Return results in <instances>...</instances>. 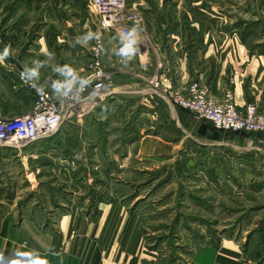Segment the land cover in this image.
Wrapping results in <instances>:
<instances>
[{"label":"crops","instance_id":"obj_1","mask_svg":"<svg viewBox=\"0 0 264 264\" xmlns=\"http://www.w3.org/2000/svg\"><path fill=\"white\" fill-rule=\"evenodd\" d=\"M127 1L144 15L138 53L131 57L119 54L124 44L118 34L100 29L91 0H0V55L8 49L0 61V117L23 116L33 109L34 97L22 85L21 72L34 69L37 74L30 79L55 97L63 89L57 92L53 84L67 79L57 69L74 70L73 86L90 78L92 49L100 37L105 46L102 65L113 78L108 94L97 98L84 118L74 117L80 123L69 120L56 136L37 146L53 147L72 139L85 144L82 134L90 126L100 129V124L98 137L106 138L112 158L116 157L111 144L117 149L127 146L122 160L177 156L184 144L189 154L200 139L202 145L232 143L230 132L172 104L164 90L185 91L197 81L215 100H222L230 89L239 108L255 103L264 110V39H259L264 16L242 0ZM229 2L235 18L227 11ZM155 73L161 79L159 88L151 82ZM235 134L236 141L252 143L242 133ZM259 137L264 139V134ZM101 142L95 145L96 155ZM257 154L252 148L227 157L249 160ZM111 197L72 202L48 216L18 217L0 206V264L15 259L22 264H159L164 256L148 242L143 214ZM245 240L234 234L200 244L181 264H247L251 260Z\"/></svg>","mask_w":264,"mask_h":264},{"label":"rangeland","instance_id":"obj_2","mask_svg":"<svg viewBox=\"0 0 264 264\" xmlns=\"http://www.w3.org/2000/svg\"><path fill=\"white\" fill-rule=\"evenodd\" d=\"M242 1L250 9L259 11L260 18L264 16V0ZM228 4L227 11L233 18L237 17L233 4ZM259 39H264V30L260 31ZM107 75L109 89L113 78ZM107 94L100 97L105 98ZM87 111L72 115V119L67 116L61 126L71 121L80 123L78 119L88 115ZM104 117L110 120L109 113H104ZM111 120L116 118L111 116ZM103 123L108 125V121ZM100 126L101 129L103 125ZM100 129L90 126L88 133L82 134L85 144L72 139L74 144L62 141L53 147L19 144L15 148H0V157L7 158L0 161L2 211L13 210L18 217L48 216L72 202L88 204L112 198L114 194L113 198L124 200L143 214L148 242L164 256L159 264H181L191 248L234 234L241 239L246 237L244 248L249 253L247 260L252 261L247 264H264V139L259 137L261 134L242 133L252 141L246 145L236 141L235 133H228L233 136L230 140H234L229 145H202L200 139L194 148H189V154L188 145L184 144L177 156L140 161L134 156L122 160L127 146L117 149L114 144L111 152L116 158H112L106 138L98 137ZM99 140L102 142L96 155L94 148ZM252 148L259 153L257 159L227 157L234 152L249 153ZM241 167L247 170L241 172Z\"/></svg>","mask_w":264,"mask_h":264},{"label":"built area","instance_id":"obj_3","mask_svg":"<svg viewBox=\"0 0 264 264\" xmlns=\"http://www.w3.org/2000/svg\"><path fill=\"white\" fill-rule=\"evenodd\" d=\"M91 3L100 29L118 34L123 44L125 37L135 29L134 47L137 49L140 27L144 23L142 12L132 7L127 0H91ZM104 52V43L98 37L92 49L93 75L86 79L87 83L81 85L80 81L66 94L63 89L57 98L38 87L30 78L25 80L23 74L26 72H21L22 85L34 97L33 109L23 116L0 117V148H15L19 144L36 145L54 135L67 116L71 117L91 109L92 101L94 103L102 94L108 93L109 76L102 65ZM137 53L138 51L132 56ZM143 66L146 68L147 64L144 63ZM151 82L156 88L160 87L161 79L157 73L153 74ZM231 82L233 83V79ZM164 91L172 104L189 111L199 120L212 123L217 130L264 134V110L255 103L239 108L234 92L230 89L226 90L222 100L213 99L208 89L197 81L191 83L185 91Z\"/></svg>","mask_w":264,"mask_h":264},{"label":"clouds","instance_id":"obj_4","mask_svg":"<svg viewBox=\"0 0 264 264\" xmlns=\"http://www.w3.org/2000/svg\"><path fill=\"white\" fill-rule=\"evenodd\" d=\"M135 44H136L135 29H133V31L131 33H129L127 37H125L124 46L120 49L119 54L122 56H125V57H131L132 55H134L138 51L134 47ZM7 55H8V49L5 48L4 53L2 55H0V61H2L4 59V57H6ZM57 70L62 72L67 77V79L63 83L60 81H56L53 84V87L57 90V92H59L61 89H64L65 94H66L67 91H70L72 89V86L74 85V83L77 80L76 73L74 72V70L67 68V67H65L63 69H57ZM36 74H37L36 71L33 69V70L23 74V78L25 80H27L28 78H30L31 76H35ZM84 83H87V81L86 80L81 81V85H83ZM33 87H34V85H33ZM10 264H22V262L20 259H15V260L11 261Z\"/></svg>","mask_w":264,"mask_h":264}]
</instances>
